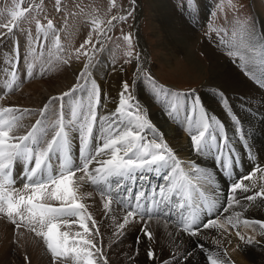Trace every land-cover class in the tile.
<instances>
[{"label":"bare ground","instance_id":"1","mask_svg":"<svg viewBox=\"0 0 264 264\" xmlns=\"http://www.w3.org/2000/svg\"><path fill=\"white\" fill-rule=\"evenodd\" d=\"M173 1L174 0H146L150 12L149 16L153 22V29L158 34V46L163 52H165L164 55L166 57L164 56L163 58L167 60V62L172 60L171 63L169 62L171 70H178V67H180V70H182L184 74L188 72L187 74L194 76L195 80H203V70L206 69L208 64L207 68L210 74L206 82H203L201 86L226 93L228 95L225 102V105L227 106L226 109H229L232 113L231 115H237L239 120L242 121V131L245 135V150H243L244 154L241 153L242 167L239 168L237 166V162L233 161L231 170H229L230 172L228 171V174L226 175L220 174L215 169V166L217 165L216 158H214L211 153L198 155L193 152L189 134H186L187 136H185L184 133L180 135V132L176 129L178 126L176 120L168 119L169 117L165 116L161 112H158V108L155 107L156 105H154L153 108H150L151 114L148 115V117L156 128L163 133L165 142L173 150L176 157L179 160H185L186 164H189L186 166L183 162L182 167H186V171H188L190 163L194 162L195 166L199 167L202 171L211 176L213 184L210 187L213 190V193H210V196L213 195L214 198L212 197L210 199L216 201V206L214 208L219 216V224H224L226 218L232 216L233 224L235 226H233V224H224V227L226 226L227 229L224 227L218 228V226H212L207 229L199 227L197 234L190 235V233L183 232L180 228H178V223H174L176 226H173L170 223L167 224L161 221L160 219L163 218L161 217L162 215H160L159 217L153 216L151 219L147 216H137L135 218H131L125 228L120 230L118 229V224L123 223L129 204H132L133 206L136 204L135 198L133 199V203H128V201L123 200V197L130 199L131 196V194L124 195L126 192L124 186L129 183L128 186L133 187L136 181H138L139 185L142 181L147 180V177L150 178L151 175L156 177V170H143L142 173H139L146 175H142L144 177L142 180H120L119 183L113 180L110 185H93L88 181L87 177H85V180L81 181L79 180V177L84 175V173L79 171L75 172L74 176V181L80 185L78 194L82 197V199L79 202L85 204L87 213L94 218L97 227L99 228V235H95V230L92 231L91 229L92 221H86L92 232V235H86V238L93 239V242L101 249L107 260L110 259L108 263L113 260V264H209V256L220 257L225 261V264H231L230 259L222 255L223 250L228 252L230 258H233L241 264H264V234L261 233L259 226L255 229L257 231V234H255L260 239L262 246H254L252 243L248 244L245 241L238 239L236 233L233 234L234 231H232L233 229L241 226L245 219L249 221H264V200L257 198L255 201L250 202L246 199L248 195H253L255 192L260 191L261 188L264 187V93L251 85V83L243 77L241 71L239 70L241 62L238 59L234 61V59L228 55L227 50L220 44V50L216 47L215 49L214 45L212 47L211 43H209L206 37L202 35L200 30L193 28L194 25L198 24L199 20H201L202 23L206 20L209 12L207 1L199 0V9L196 10H189L186 6L184 8H178ZM130 5L128 6V10L132 7ZM107 26V28L103 30L104 32L102 31L103 35L108 33L107 31L110 29V26ZM4 42V45H0V79H4L6 76V72H4V70L6 71L9 69L8 62L13 59V57L9 55L13 52V41H11V39H7ZM26 47L27 46L20 47L21 64L19 66V72L21 78H24L22 77V74L25 72L23 60L27 55V52L26 55L24 53V49ZM140 49L142 51V48ZM196 51L204 54V60H200L196 57ZM39 58L40 59L36 64V66L39 67V69H37L39 71H36V80L28 84L23 92H18L15 96H12L13 99L11 102L4 99L2 103H0V108L10 106L41 107L49 98L45 95L44 91L49 90L50 95H55L60 93L59 91H61L64 87H67V85L69 86L72 83L71 75L69 74L70 72L68 73L69 70H66L67 66L64 64L56 65V60L54 61L53 58ZM182 60L183 63H181ZM234 63L237 64L239 69L236 68ZM50 66L51 68L56 67L54 69L52 68V71L49 68ZM101 83H103L104 87L105 83ZM2 84L3 83L1 82V85ZM1 85L0 92L2 90ZM42 88H44V90ZM11 89H16V83ZM104 89H106V92H103V101H108L110 105L107 107L109 110L106 108L103 113L99 111L98 108L96 109L98 119L94 125L93 139L90 145L92 149H95L97 144L102 145V140H100L102 130L107 128L108 123H111L112 119H116V108L119 105L118 92H108V87H104ZM13 90L10 92H14ZM83 90L89 91L87 84ZM212 93L214 92H203V96H200L203 103H206L205 106L207 110H205V112L210 117V114L212 113L227 117L226 112H224L220 107V102L216 103ZM147 98L148 97L145 92H141V94L137 93V99H141L142 103L150 105V100ZM183 100L185 101L183 103V107L186 109L185 112H189V101L191 100L188 98ZM80 103L83 104L84 110H86L88 104V92H82L78 102L73 101L70 106L72 108ZM157 106L161 107L162 103H158ZM189 113H191V111ZM103 117H107L108 120H111L105 121L100 119ZM32 119H34L32 122H35L37 118L33 117ZM19 124L21 126L17 129L15 133L16 135L23 133L28 126L22 121H19ZM29 126L28 131L30 129ZM78 127V124L72 125L71 137L73 141L69 140L70 150L72 148L73 151V153L71 152V156L73 158L74 165H77L78 163V157L76 159L75 153L76 150L79 151L80 146ZM187 127L189 128L188 121ZM44 131L45 129L42 127L38 130V134ZM211 131H214L219 136V132L215 127ZM53 135L54 133L47 131V134L42 136L40 144L43 143L47 145V142L51 140ZM147 136L151 139L153 133L148 132ZM236 140V129L234 130L230 124L229 131L227 133V142L229 141L232 147L233 144L236 143ZM245 151H249L251 154L253 158L252 164L245 157ZM58 155V153H53L54 157L52 156L50 160L51 166L54 170L59 169ZM109 158L110 152L106 151L98 159L105 160ZM16 166L14 168L13 177L15 181L17 180V182H15L13 187L16 189H22L23 184L21 181H18V175L15 173ZM21 166L23 167V170L21 171L24 172V164L21 163ZM89 167L91 171L99 167V164L94 161ZM259 167H261V169L256 173L259 187L257 186L258 188L256 189L248 181H244L242 178L246 175L247 169L253 170ZM261 181H263V183H261ZM233 182L242 183L247 188V191L242 188L237 189L234 193H231V196L234 198L233 203L228 212H225L224 208L228 207L226 189L229 185H232ZM148 183H150L149 180ZM138 185L137 187L135 185V189H138ZM100 188H104L105 191L110 189L113 196L116 197L110 206V211H106L103 207L106 200L101 196L99 191ZM195 194L197 196L196 199H199V195L196 191ZM176 195L172 196L173 201L170 213L174 212L178 214V216L181 215L179 216L181 218L189 213H187V211L190 208L186 207L185 211L184 209L182 210L180 204H177ZM120 201H123V204H121ZM237 201L239 203H237ZM46 203H50L53 206H60L59 201H46ZM155 203L156 200L149 206L153 212L159 211L157 210ZM140 204H143V199L140 201ZM206 213V209H202L200 212L198 211L201 224L209 219L207 218L209 217L208 215L206 217ZM235 213H240L239 217H236ZM67 219L70 223L68 225L62 224L60 231H67L70 234V238L79 239V237L76 236V233H82L83 230L79 228L78 221H76L75 217ZM72 221L76 222L73 223ZM145 227L153 233V240L150 241L142 234V232L139 233V230ZM14 228L15 227L8 222L6 217H0V264H49L51 261V255L43 249V242L35 239L34 237L36 236L24 228L19 230L21 231L19 233L21 234L19 238V247L17 246L16 248L12 246L11 240L14 235ZM246 228L249 227H245V229ZM248 230H245V234H249ZM117 232L121 234L114 235V233ZM17 235H14V237H17ZM137 237H140L139 244L137 243ZM231 242L236 243V248L231 245ZM149 247L155 252L156 258L154 260H149L147 257ZM92 251L96 254L95 249H92ZM22 256L28 258L26 262L22 260ZM61 264H63V262ZM68 264H71V261H69Z\"/></svg>","mask_w":264,"mask_h":264},{"label":"snow or ice","instance_id":"2","mask_svg":"<svg viewBox=\"0 0 264 264\" xmlns=\"http://www.w3.org/2000/svg\"><path fill=\"white\" fill-rule=\"evenodd\" d=\"M56 4L59 5L60 0H56ZM228 4L232 8L235 7L232 0H228ZM26 11L28 9L21 10L20 6L16 5V8L9 12L13 24L11 27L8 24L3 25L8 34L13 32L14 22L23 17ZM56 11H60V8L57 7ZM118 19L124 20L126 16H113L108 21V25H112V22ZM92 23L99 27L102 21L93 20ZM46 27L48 29L53 28L52 20H47ZM36 29L39 39L44 26L38 20ZM212 31L219 36V43L227 50L228 55L234 61L238 59L241 62L245 75H248L258 84L264 85V33H261L258 39L254 26H250L243 21H237L231 26V29L213 28ZM123 39L129 45L131 44L130 36L126 35ZM90 42V40H85L80 45V49H83ZM19 49L20 46L17 41L14 45V51L9 54L13 57L8 62L11 73L8 83L9 89L16 83V68L19 65L20 57ZM80 49H77L78 53ZM126 55L131 56L132 53L129 51ZM29 67H32V65L30 64ZM88 67L89 65L85 64L84 69L87 70ZM85 74L86 71L82 70L80 76ZM148 79L152 83L153 99L163 104L165 114L169 118L177 119L181 111L180 97L187 94L170 91L165 86L157 84L150 74ZM128 88L127 81L123 82L122 91L119 94V105L116 108V119L108 123L107 128L102 130L100 136L102 145L97 144L95 149L90 146L93 139L94 125L98 119L96 109L99 106L100 96L99 88L95 82L92 83V87L88 91L87 109L84 110L83 104L80 103L71 108L72 119L68 124H65L63 115L54 121L51 125V128L55 130L54 135L44 148L39 145L42 136L46 135L47 131L38 134V130L43 127L42 120L37 121L27 134L16 135L17 129L21 126L19 124L20 119L29 110H21L16 107L0 108V215L6 217L17 230V241L21 235L19 234L21 228L34 233L36 237H41L47 252L51 255L53 264H61V262L68 264L69 261H71V264H100V261H103V264H108L107 258L93 242V239L86 238V235H92L86 221H92V228L96 229L95 235H99V228L94 218L87 213L85 204L79 202L82 197L78 194L80 185L74 181L76 171L84 173L79 177L81 181L87 177L93 185H110L113 180L117 183L120 180H142L144 177L139 173H142L145 169L169 168L170 170L163 177L169 182L167 185L168 193L172 196L176 193H182L185 202L180 204L181 209L183 210L185 207L191 209L186 216L181 217L177 224L178 228L183 232L195 235L199 227L207 229L218 226L223 228L224 224H233L232 216L227 217L224 224H218L216 219H208L206 222L200 223L198 209H206L211 212L216 206V201L208 198L205 191L199 187L202 183L211 186L213 184L211 176L195 166L194 162L190 163V170L185 171L181 161L165 142L163 133L151 122L147 113L138 103H130L134 97L126 95ZM75 91L74 86L70 91L50 98V102L63 101L65 97L73 95ZM47 107L48 105L45 104L42 115ZM62 111L63 106H61ZM17 113H20V115H17ZM185 118L189 123V137L193 152L198 155L220 152L221 154L216 157L219 166L225 170L231 167V153H229L227 159L222 153V149L227 146L224 126L214 117L207 115L200 104L199 98L193 99L191 113L186 111ZM100 119L108 120L107 117ZM73 124L79 125V165H74L68 138V129ZM214 127L219 130V136L211 131ZM148 132L153 133L151 139L147 136ZM106 151L110 152V158L99 160L98 158ZM53 153L59 154L58 170H54L50 163ZM94 161L99 164V167L90 171L89 166ZM18 163L24 164L22 189L13 187L15 184L13 172ZM250 178V176L243 177V179ZM242 188L247 191L242 183L233 182L230 186V193ZM193 190L199 192L202 203L194 204L192 202L191 192ZM99 191L106 200L103 204L104 209L110 211V206L116 197L113 196L110 189L105 191L104 188H100ZM160 191L161 199H171V196H165L163 189ZM143 198L144 193L135 195L136 204L135 206L129 204L123 223L118 224V229H124L130 219L137 216H147L151 219L153 216L159 217L161 215L159 211L153 212L146 206L145 210H141L140 201ZM257 198L264 200V187L253 195L246 197L250 202L255 201ZM233 199L230 195L228 207L224 208L225 212H228L232 206ZM46 201H59L60 206H53L46 203ZM120 203L123 204V201H120ZM237 203L239 202L237 201ZM239 215L240 213H235L236 217H239ZM164 216L166 218L170 217L171 213H164ZM71 217L76 218L79 228L83 230L82 233H76L79 239L70 238L67 231H60L61 225H68L70 222L67 218ZM76 221L72 222L75 223ZM166 223H170V220ZM244 223L246 226L258 225L261 233L264 234V221L245 219ZM233 226L235 225L233 224ZM141 232L148 240L154 239L153 233L147 227L142 228ZM119 234L121 233H114V235ZM237 236L248 244L253 243V238L245 239V236L240 235L239 232H237ZM137 243H140V237H137ZM92 249H95V252L99 254L98 258L94 255ZM147 257L149 260L156 258L154 250L150 247L147 251ZM27 259L25 257V260ZM208 260L209 264H225V261L220 257L209 256Z\"/></svg>","mask_w":264,"mask_h":264},{"label":"rangeland","instance_id":"3","mask_svg":"<svg viewBox=\"0 0 264 264\" xmlns=\"http://www.w3.org/2000/svg\"><path fill=\"white\" fill-rule=\"evenodd\" d=\"M206 1L209 6L208 16L206 20L203 21V23L201 22V20H199L198 24L194 25L193 28L200 30L202 35L206 37L209 43H211L212 47L214 45V48L216 47L217 49H219L220 44L219 36H217V34L213 32L212 29H231V26L237 21H243L250 26H254L258 39L260 38L261 33H264V0H232V4L235 5L234 8L229 6L228 0ZM173 3L176 4V7L178 8H184L186 6V8H188L189 10L199 9V0H174ZM16 5H19L21 10L28 9V11L25 12L23 17L19 18L17 21L14 22L15 27L13 28V32L8 34L7 30L3 27V25L8 24L10 27L12 26L13 22H11L9 12L11 10H14L16 8ZM129 5L132 7L128 10ZM57 7L60 8V11H56ZM121 14L126 16V19H118L117 21H113L112 25H109L110 29L107 31L108 33L103 35V30L108 27V21L113 16H119ZM149 14L150 12L146 0H60L59 5L56 4V0H0V45H4L5 40L11 39V41H13L14 43L12 51H14V45L17 41L19 42L20 47L27 46L24 49L25 55L27 52V55L26 57H24L23 60L25 72L22 74V77L24 78L20 77L19 66L21 64V59L19 57V65L16 69V89H11L14 92H10L11 90L8 88V83L11 74L10 68L6 71L4 70V72H6V76L4 77V79H0V85L1 82L3 83L1 85L2 90L0 92V103H2L4 99L11 102L13 99L12 96H15V94L18 92H23V90L27 87L28 84L36 80L35 76L39 71L37 70L39 69V67H37L36 64L40 59L39 57H41V59L53 58L54 61L56 60V65L64 64L65 66H67L66 70H69L68 73L70 72L69 74L71 75L72 83L69 86L67 85V87H64L61 91H59L60 93L55 95H50L49 90L44 91L45 95L49 98L46 103H44V105L41 107L15 106L16 108H19L21 110H29L27 113L23 114L22 119H20V121L27 124L28 126L31 125L29 126L30 128L34 124H36L37 121L42 120L43 128L47 131L54 133L55 130L51 128V125L63 114L66 116L65 118L63 115L64 122L65 124H68L69 121L72 119L70 105L73 103V101L78 102L81 93L88 92V90H83L85 85L87 84V87L90 90L93 82H95V84L99 88L100 96L98 110L102 113L110 105L108 101H103V92H106V89H104V87H108V92H118L117 94L119 99V94L122 91V84L123 82L127 81L129 88L128 93L126 95L134 97V99L131 100L130 103H138L139 106L147 113V115L151 114L150 108H153L154 105H156L155 107L158 108V112H161L165 116H167L165 114L163 104L161 107H158L157 104H161V102H157L153 99L152 83L148 79V76L150 74V76L155 80L157 84L165 86L170 91L187 94L186 96L180 97L182 111H180L179 117L175 119L178 123L176 129L180 132V135L184 133L185 136H187L189 134L187 120L185 118L186 109H184L183 107V103L185 101L183 99L188 98L189 100L193 101V99L199 98L200 104L205 111L207 110L205 106L206 103H203L200 96H203V92H214L212 93V96L214 95L213 98H215L216 103L220 102V107L224 112H226L227 117H225L224 115H222L224 116L222 117L221 115L214 113L209 114L211 115V117H214L216 120H219L221 124H223L226 136L229 131L230 124L234 130L236 129L237 134L236 143H234L231 147V144L228 141L227 146L222 149V153L226 159L229 157V153H231V167L233 161H236L238 164L237 166L241 168V153H243V150H245V135L242 131V121L239 120L237 115H231V111L229 109H226L227 106L225 105V102L228 95L224 92H220L219 90L218 92L215 89L212 90L210 88H205L201 86L203 82H206L210 74L207 68L208 64L206 66V69L203 70V80H195L194 76L187 74L188 72L184 74L182 70H180V67H178V70L170 69L171 65L169 64V62L171 63L172 60L167 62V60L163 58L165 56V52H163L158 46V34L153 29V22ZM49 19L53 22V28L51 29H48L46 27L47 20ZM37 20L41 23V25L44 26V30L40 33L39 39L36 29ZM93 20L102 21V23H100L99 27H97L95 24L92 23ZM126 35L130 36L131 38L130 45L123 39V37ZM221 35H223V33H221ZM85 40H90L91 42L85 45L83 49H80V45L83 44ZM140 48H142V51ZM77 49H80L79 53L77 52ZM129 51L132 53L131 56L126 55V53ZM196 57L200 60H204L205 58L204 54H202L201 52H197ZM65 61H67V63H65ZM181 63H183V60L181 61ZM30 64L32 65V67H29ZM85 64L89 65L87 70L84 69ZM235 66L237 69H239L237 64H235ZM55 67L52 68L54 69ZM49 68L53 71L51 66ZM82 70L86 71V74L84 76H80ZM239 70L241 71L243 77H245V79H247L251 83V85H253L262 93H264V85L258 84L248 75H245V71L242 69V67H240ZM78 76L80 77L79 79ZM101 82L105 83L104 87L103 83ZM74 86L76 88V91L73 95L65 97L63 101L55 100L50 102V98L60 96L62 93L70 91ZM42 89L44 90V88ZM141 92H145L147 94V99L150 100V105L142 103L141 99H137V93L141 94ZM191 101H189V112L191 111L192 107ZM45 104H47L48 107L42 115V109H44ZM61 106H63L62 112ZM107 110L109 109L107 108ZM18 115H20V113H18ZM33 117L37 118L35 122H32L34 120L32 119ZM110 120L111 119H109L108 121ZM28 126L26 127L25 131H23V133L19 135H25L27 132H29ZM71 129L72 126L68 129V135L70 136L69 140L73 141L71 137ZM217 131L219 132L218 129ZM39 146L41 148H44L46 147V144L41 143ZM71 152L73 153L72 148ZM78 152L79 151L76 150L75 153L76 159L78 157L77 165H79L80 160ZM245 152V157L252 164L253 158L251 154L249 153V151ZM211 154L214 158L220 155L219 152H212ZM183 162L186 166L189 165L188 163L186 164L185 160H181V165H183ZM216 163L217 165L215 166V169L220 174L226 175L228 174V171L231 170V167H229L226 171L224 168L222 169V167L219 166L217 159ZM185 168L186 167H184V169ZM260 169L261 167L255 168L253 170L247 169L246 175L243 176H250L251 179H244V181H248L256 189L259 187L256 173ZM21 170H23V167L21 166V163H18L16 166L15 173L18 175V181H21L23 184V172ZM155 170L157 172L156 177H153V175H151L150 178L147 177V180L142 181V183L139 185L138 181L135 182L133 187L128 186L129 183H127L124 186L126 191L124 195L131 194V196L130 199L123 197V200L128 201V203H133V199L135 198V195L137 193H144L143 204H141V210H145V206L149 208V206L156 200L155 204L157 206V210H159L162 215L161 217L163 218L160 220L165 223L166 221L170 220V224L176 226L174 223H178L180 221L181 218L179 216L181 215L178 216V214L172 212L170 217L166 218L164 216V213H170V208L173 201L172 195L168 193L167 185L169 182L163 178L170 169L161 167L160 169ZM186 170L187 169H185V171ZM189 170L190 167H188V171ZM140 175L146 176L144 174ZM148 180L150 181V183H148ZM252 181H255L256 183H253ZM15 182H17V180ZM261 183H263V181H261ZM135 185L136 187L137 185L139 186L138 189H135ZM230 186L231 185H229L226 189L227 200L231 195ZM199 187L205 191L207 197L214 198L213 195L210 196V193H213V190L208 184L202 183L199 185ZM161 189L164 190L165 196H171V199H161ZM195 191L196 190H193L191 192L192 202L194 204H200L202 203V199L198 191L196 192L199 195V199H196L197 196L195 194ZM176 198L177 204L185 202L183 200L182 193H177ZM214 209L215 208H213L211 212L207 210L206 217L208 215L209 217L207 218L216 219L219 224V216L217 215L216 209ZM185 210L186 207L184 208V211ZM201 210L202 209H199L198 211L200 212ZM190 211L191 209H189L187 213ZM1 216L3 215H0V217ZM243 225L245 226L244 221L242 222L241 226L236 229H233L232 231H234V233H232H236L237 235V232H239L240 235H246L245 239L253 238L252 245L262 246L260 239L258 238V236H256L257 231L255 229H257L258 225H247L245 227L249 228L246 229ZM224 228L227 229L226 226ZM91 229L92 231L95 230L96 233V229L92 228V224ZM245 230H248L249 234L252 233V236L248 233L245 234ZM13 231L14 235L18 234L15 228L13 229ZM20 232L21 231H19V233ZM140 232L141 230H139V233ZM14 235L12 236L11 244L12 246L17 248V246L20 244V241H17V237H14ZM34 238L43 242V239L41 237ZM237 238L239 239L238 236ZM234 243L235 242H231V245L236 248L237 245L236 243ZM43 249H45V251L47 252L45 245L43 246ZM94 255L97 258L99 257V254L97 253ZM222 255L229 258L231 264H241L233 258H230L226 250H223ZM22 257V260L26 262L27 260H25V257ZM50 260L51 261L49 262V264H53L51 257ZM112 262L113 260H111L108 264H113ZM100 264H103V261H101Z\"/></svg>","mask_w":264,"mask_h":264}]
</instances>
